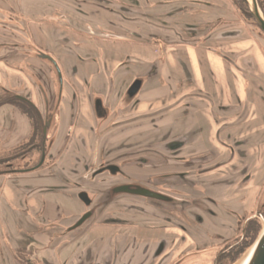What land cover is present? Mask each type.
Wrapping results in <instances>:
<instances>
[{
    "label": "crops",
    "instance_id": "1",
    "mask_svg": "<svg viewBox=\"0 0 264 264\" xmlns=\"http://www.w3.org/2000/svg\"><path fill=\"white\" fill-rule=\"evenodd\" d=\"M238 13L231 0H0V91H15L40 113L55 105L47 132L50 167L0 174V264H22L17 250L31 255L32 264L121 263L109 214L65 231L87 211L77 181L97 164L96 136L107 125L112 135L157 137L156 169L164 174L170 167L174 193L157 191L165 199L156 200H207L204 215L226 217L228 238L253 215L264 185V49ZM15 15L23 16L17 30L24 32L4 25L15 23ZM38 52L51 56L61 73L60 85L53 69L57 84L53 75L48 83L58 93L50 98L41 78L15 65L26 56L45 60ZM136 80L139 89L129 96ZM64 92L72 97L68 118L61 112ZM96 100L107 114L102 125ZM77 102L91 105L92 121L76 124ZM70 127L90 132L91 146ZM31 132L26 115L0 106L2 152ZM197 221L204 223L199 214ZM85 223L86 232L98 235L81 243L77 233Z\"/></svg>",
    "mask_w": 264,
    "mask_h": 264
},
{
    "label": "rangeland",
    "instance_id": "2",
    "mask_svg": "<svg viewBox=\"0 0 264 264\" xmlns=\"http://www.w3.org/2000/svg\"><path fill=\"white\" fill-rule=\"evenodd\" d=\"M231 1L235 4L237 0ZM262 1L264 2V0ZM7 15L12 17L10 13ZM238 16L239 19L248 26L251 32L258 35L264 49V37L259 28L240 13H238ZM22 17L23 16L15 15V23H9L6 20L4 25L10 28H14L15 26V33L16 31H23L24 29L17 30L18 26H20L17 21L24 20ZM13 28L12 30L14 31ZM7 29L8 28H6V30ZM7 37L12 38L10 35ZM24 38L26 39V37ZM4 42V46L14 45V41L5 40ZM26 44H31V41L28 40ZM2 53L3 51H0V54ZM31 54L34 55L35 53ZM52 56L54 58L57 56L61 59L59 55H54V50ZM0 57L3 58L1 55ZM7 59L8 57H6V60ZM15 65L24 71L27 76L30 77V75H35L41 78V86L48 98H50L49 95L58 93V90L53 93L51 91L52 87L49 86L48 82L51 80L52 75L55 84H57V79L52 64L47 60L26 56L21 58L20 62H15ZM61 68L64 79L65 72L68 73L67 66L64 65ZM3 76L6 78L5 73H3ZM7 83L15 85V80H13V82L7 80ZM23 84L24 82L21 79L19 83L16 84L19 85L20 89L18 90L22 94L24 90L20 86H23ZM13 93H15V91ZM78 100H80V97ZM127 100L128 97L123 99L122 106L127 103ZM71 101L72 97L69 98V95L64 92L61 102V112H65L67 118L72 111ZM53 102H51L48 108L49 114H47V117L53 111ZM91 113L92 107L90 104L88 106H80V102H77L74 110V116L77 117L76 124L79 123V125H81L82 121H86L88 118L92 121ZM105 120H107V114L105 115V119L98 120L99 124L102 125ZM107 127L108 125L105 126L104 129L101 127L99 132L97 131L98 134L96 137L99 142V151L95 152V157L92 158L95 159L94 163L97 160V164H90L89 168L93 165L91 170H88L85 177L83 176V178L77 181L81 191L87 193V196L91 199V205L87 206V211L91 210L92 213H95L93 217L90 216V219L87 218L85 222L89 220V223H92L98 218L103 222V219L107 220L108 214L111 220L114 219V222L111 221L112 224H109L108 227L112 232L114 231L117 233V238L115 237L117 241L116 252L120 253L118 255L122 256L120 264H213L224 241L240 234V229L238 228V230L233 232V234L230 235L231 237L228 238L229 232H227L221 224L226 217L220 216V212L210 216L204 215L203 210L209 206V202L205 199L195 198V202H193V199L190 201L186 199L178 201L170 200V202L168 201L169 203H167L129 193H112L113 187V189H115L117 185L131 183L156 192H162L164 195L172 197L174 193L172 191V179L174 176L172 175L170 167L166 169L164 174L159 173V170L156 169L157 156H161V154L154 151L157 137L127 136L124 135L122 131L119 134L112 135ZM75 128L76 127H70L73 137L83 140L85 144L91 146V133L87 130L81 131L80 129L75 131ZM32 142L33 141L23 142L22 147H20V145L16 151H12V155H7V151L2 152L0 150V159H7L0 162V171L5 168V166H3L5 162L13 158L15 160L16 152L21 151ZM17 154H22V152L16 153V155ZM38 157L39 153L36 152L25 158L18 159V161L12 162V164L18 169H24L28 166H32L38 160ZM92 159L89 158L88 161L91 162ZM159 163H163V161ZM109 164L118 166L119 172L115 175L108 171L98 172L102 167ZM50 165V162L46 161L42 167H50ZM258 206L260 208H258ZM257 210L262 212L263 217H260V221L263 228L264 185L259 193L258 202L253 215H255ZM195 214L201 215L204 219L203 224H200L201 222L198 223V221L197 224L193 222V215ZM67 220L69 219L64 216L61 224L63 225ZM69 225L70 224L67 225L65 231L71 227H69ZM86 227L87 223H85L81 230H79L80 232L77 233L79 239H82L81 243L84 241L86 243L87 240L97 237L98 235L93 233V231H89V233L86 232ZM72 232L73 230L67 233ZM120 234L123 235L119 236ZM104 236H106L104 233L100 235V237ZM69 251L71 252L72 248ZM246 252L234 264L241 260L247 254ZM19 253L18 250L15 252V258L18 259L17 257H19L22 263V256L24 255H19Z\"/></svg>",
    "mask_w": 264,
    "mask_h": 264
},
{
    "label": "trees",
    "instance_id": "3",
    "mask_svg": "<svg viewBox=\"0 0 264 264\" xmlns=\"http://www.w3.org/2000/svg\"><path fill=\"white\" fill-rule=\"evenodd\" d=\"M257 1L259 7L264 13V2L262 0ZM235 6L241 15H243L246 19L250 20L251 22H253V24H255L253 19L246 13L248 8L244 0H237L235 2ZM4 104H9L11 106L16 107L21 113L27 116L32 128V132L28 142L37 141V139H39L40 137V123L38 119L39 113L37 109L32 104L15 99L14 94L12 92L5 89H1L0 106ZM20 145H18L17 148L19 146L22 147L23 144L21 143ZM17 148H13L7 151V155H10L13 150L16 151ZM258 208L260 207L258 206ZM258 210L255 212V215L245 216L242 219L239 228L240 234L224 241L220 251L217 253L216 258L214 259L213 264H234L252 246L262 228L260 217H263V215L262 212Z\"/></svg>",
    "mask_w": 264,
    "mask_h": 264
},
{
    "label": "water",
    "instance_id": "4",
    "mask_svg": "<svg viewBox=\"0 0 264 264\" xmlns=\"http://www.w3.org/2000/svg\"><path fill=\"white\" fill-rule=\"evenodd\" d=\"M244 1L246 3L247 8H248L246 13L253 19L256 26L259 28V30L264 35V13L261 10V8L259 7L258 1L257 0H244ZM39 56L42 59H46L53 64V66L56 69L59 84L61 85V83H62L61 73H60V70H59L56 62L54 61V59L51 56L44 54V53H40ZM139 86H140V81L139 80L134 81L127 91L128 95L133 96L138 91ZM14 97L17 100H21L23 102L32 104L27 98H25L21 95H15ZM98 106H101V103H100V101L96 100V102H95L96 111H97ZM38 113H39V111H38ZM39 118L41 119L40 114H39ZM48 127H49V121L42 123L41 132H42L43 143H44L45 138H46V130ZM42 151H43V153L41 156V160H40L39 164L36 166V168L38 166H40L43 162L44 150H42ZM5 160H7V159H0V162L5 161ZM107 170L111 174H116L119 171V168L115 165H109V166H107ZM5 172H9V171H5ZM0 174H2V172H0ZM114 192L130 193V194H134V195L145 196V197L154 198V199H161V200L165 199V197L162 196L161 194L150 191V190L145 189V188L140 187V186H134L133 187V186H129V185H120V186L115 187ZM79 198L86 205L89 203V199H88L86 193H84V192L80 193ZM91 214H92L91 210L85 212L76 221V223L70 227V229H75V228L79 227L87 218H89L91 216ZM246 253H249L246 264H264V226L261 229V232L259 233L257 239L254 241L253 245L250 247V249H248V251Z\"/></svg>",
    "mask_w": 264,
    "mask_h": 264
},
{
    "label": "flooded vegetation",
    "instance_id": "5",
    "mask_svg": "<svg viewBox=\"0 0 264 264\" xmlns=\"http://www.w3.org/2000/svg\"><path fill=\"white\" fill-rule=\"evenodd\" d=\"M13 94L15 96V93H13ZM49 107H50V103L46 105L45 111L43 113H40L41 119L38 118L39 119V123H40V137H39V139H37V141H35V142L30 143L27 147H25L21 151L16 152V153L22 152V154H17L16 155V153H15V160L13 158V159L9 160L8 162H5L4 164L2 163L3 166H5V168L3 170H1V171H14V170H15V172H18V171H33V170H38V169L42 168V166L44 165V163L46 161L49 162L48 159H47V157H48V152H49V149L51 147V144H52V141L53 140L52 139H49L47 137V132H48V129H49V127L51 125V122L53 120V116H54V113H55V111H54L55 110V105H54V108H53L52 113L47 117V114H49V112H48V108ZM96 113L101 118L105 117V115H106V111L101 106H98L97 107ZM46 121H49V127L46 130V138H45V141L43 143L41 126H42V123H45ZM28 140H29V138L26 141H24V142H28ZM20 144H18V145H20ZM16 148H17V146L15 147V149ZM42 150H44V159H43L42 164L36 168V166L39 164V162L41 160V156H42V153H43ZM36 152L39 153V157H38V160L32 166L26 167L27 169L26 168H24V169H18L17 167H14L13 166L12 162L18 161V159L25 158L26 156H28L30 154H33V153H36ZM109 165H112V164H109ZM109 165H106V166L102 167L101 169L103 171H108L107 170V166H109ZM120 185H129V186H133V187L134 186H139V185H133L131 183H123V184H120ZM115 187H117V186H115ZM113 188H112V193H116V192H114V189ZM82 192L83 191H81L80 193H82ZM89 205H91V199H89V203L86 206H89ZM22 264H32V257H31V255H29V256L28 255L27 256L24 255V257L22 259Z\"/></svg>",
    "mask_w": 264,
    "mask_h": 264
},
{
    "label": "bare ground",
    "instance_id": "6",
    "mask_svg": "<svg viewBox=\"0 0 264 264\" xmlns=\"http://www.w3.org/2000/svg\"><path fill=\"white\" fill-rule=\"evenodd\" d=\"M248 254L247 253L241 260H239L236 264H246L247 258H248Z\"/></svg>",
    "mask_w": 264,
    "mask_h": 264
}]
</instances>
